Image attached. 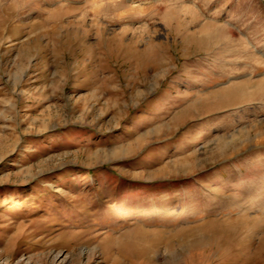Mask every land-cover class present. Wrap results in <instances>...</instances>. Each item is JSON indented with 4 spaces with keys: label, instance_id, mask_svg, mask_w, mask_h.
I'll use <instances>...</instances> for the list:
<instances>
[{
    "label": "rangeland",
    "instance_id": "rangeland-1",
    "mask_svg": "<svg viewBox=\"0 0 264 264\" xmlns=\"http://www.w3.org/2000/svg\"><path fill=\"white\" fill-rule=\"evenodd\" d=\"M0 264H264V0H0Z\"/></svg>",
    "mask_w": 264,
    "mask_h": 264
}]
</instances>
